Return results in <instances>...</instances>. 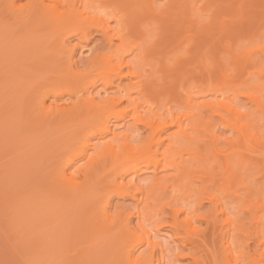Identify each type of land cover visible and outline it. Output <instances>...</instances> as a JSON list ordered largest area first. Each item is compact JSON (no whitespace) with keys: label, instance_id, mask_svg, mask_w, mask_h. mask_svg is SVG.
<instances>
[{"label":"bare ground","instance_id":"obj_1","mask_svg":"<svg viewBox=\"0 0 264 264\" xmlns=\"http://www.w3.org/2000/svg\"><path fill=\"white\" fill-rule=\"evenodd\" d=\"M53 1L55 4L49 6L45 4V0H31V5L24 10L25 14L24 11H22L23 14L16 12L20 18L19 23L24 25L26 32L16 39L9 34L11 36V40L7 38L9 42L5 38L6 35L9 36L7 29L2 30L5 35L3 39L6 41L0 40V43L3 42V45L8 47L0 46V50L3 49L2 53L5 55L3 58L0 57V61L2 59L4 61L2 64L8 65L11 60L10 66L17 65L15 58L19 57L15 53L20 48L18 52L21 53L22 48H25L28 51L24 49L26 54L23 60L20 59L18 60L20 63L18 61L17 63L26 67V61L28 68L46 71L37 78L28 77L29 73L26 75L23 73L25 76L22 75L20 78L21 75L16 73L17 79L15 80L14 73L13 78L9 77L13 80L8 82L11 83L10 90L6 89V86H4L6 88L2 87L3 84L0 86L1 89H6L3 91L0 89L1 94L5 92L2 94H5L4 96H0L4 98L0 100L7 102L4 104V101H1L0 103V119L5 118L6 120V117L2 116L3 112H5L4 116H7L6 111L8 113L7 109L11 108L9 110L11 111L10 124H7L9 121L1 120L0 125L4 124L3 122L6 123L4 128L3 125L1 126V131L7 130L6 125L14 126V123L20 122L22 125L18 123L19 126L27 128L26 130L31 133V136L29 135L31 140L34 136L36 138V140L33 138L34 141H38L36 144L33 140L25 138L26 142L30 141L31 145L34 144L32 147L30 144L27 146L30 151L25 148V151L23 149L22 151L26 152L27 158L31 153V157L36 155V160L38 159L37 162L32 157L37 166L34 167L36 163L31 164L35 168L32 169L34 172H31L29 176L25 175L30 179L29 182L33 184L34 181L36 182L32 190L36 193L34 192V196L31 193L34 201L30 198L31 202L28 203H31L29 204L30 209L37 206V209H32L36 210V215L33 213L34 216H31L32 219L40 217L37 218L39 221L36 219L37 221L34 220L35 223L31 224L34 226L45 221L43 222L45 225L41 222V226H36V229L35 226L32 227L31 230L37 234L40 233L36 235L32 234L33 231L28 233L30 224L25 228L26 225L23 226L21 223L23 231L27 233L21 231L18 234L30 235L26 239L24 236V240L29 241L30 244L32 242L37 244L35 248L39 246L38 248L42 250L40 246H44L43 243L45 244L44 250L46 246V249H52L53 251L50 249L47 251L56 255L55 262L51 261L54 264L67 257L63 254L65 252L59 253L58 257L56 253H53L54 250L69 249L73 244L85 239L87 240L85 253L79 252L81 256L84 253L82 258L78 253L73 260L69 259L71 262L67 260L63 263L71 264L74 261L72 264H78L76 261L79 260V264H82V261L83 264H114L117 258V264H154L153 253L156 246H161V243L156 239L158 235H153L152 231L158 233L159 229H148L145 223L153 216L154 202L160 200L158 194L170 189L174 193L172 201L178 206L180 204L179 199L175 198L176 195L186 199L192 195L193 191L197 193L198 201L207 203L208 211L201 214L199 220H194L195 210L182 207L171 209L172 214L169 221L163 223V226L174 230L180 244L177 248L180 251L187 250L181 258L187 257L189 264H264V193L260 190L256 191L251 183L246 182L249 177L248 171L241 170L249 168L251 160L253 161L252 152L264 146V142L259 139V125L255 123L253 112L244 107L245 104H248V107L254 104L260 111H264V95L261 94L264 84L260 87L259 84L252 83L254 72L251 69L252 53L247 51L242 55H237L233 52L231 43L226 42L225 47L232 72L227 76L221 68L217 74L226 81L223 84L211 81L188 83L186 65L196 63L198 66L199 64L204 66L205 60L215 61L209 47L202 40L197 39L195 33L207 32L215 28L217 23L219 25L223 23L217 20L219 19L218 13L216 14L218 18L214 15L206 19L204 24H199V16L204 14L210 16L203 6L205 0H163L158 10L155 7V0H65L63 3L62 0ZM13 2L14 0H9V7L13 5ZM64 3L67 4L65 8L60 6ZM240 7L241 5H238L236 9L240 11ZM82 12L94 13L90 18L97 20L95 25L107 41L105 47L103 46L105 51L97 53L89 61V71L93 72L91 76L89 73L82 74L73 70L74 63L72 64L69 58L72 48L66 45L69 36L76 33L79 34V39L86 36L85 28L75 29V27L65 26L68 20L77 19ZM105 13H107L106 18H104ZM150 14L159 15L163 21L165 20L168 24L170 21L171 26H174L170 31L167 26L160 27L156 23L158 38L152 42L146 40V32L149 28L144 26L142 28V25L146 23L145 18H149ZM109 20H113L114 26H110ZM153 21L156 22L155 19ZM182 32L187 34L182 37ZM51 35H55L52 40L49 39ZM17 39L20 40L19 42L22 41L21 44ZM184 41L186 45L182 47ZM16 43H19V46ZM165 49L169 51L162 54ZM5 51L11 54H5ZM172 52L173 54L174 52L181 53L173 58L172 63L175 69H170L165 60L172 59L170 57ZM7 56L10 59L7 60ZM26 59H30L31 62L28 63ZM62 65L65 66L61 67ZM12 66L9 71L12 70ZM23 67L21 70L24 69ZM8 68L10 67H7V70ZM1 69L3 68L0 65V75L1 73L6 75L7 72ZM15 69H18V66ZM258 73L261 74V71ZM123 79H127L128 82L122 84ZM3 80L6 82L5 79ZM116 80L118 82L115 85ZM98 83L103 86L105 96L96 99L91 95L90 89ZM180 91H184V95H181ZM208 96L209 98H206ZM200 98L201 100L198 101L197 99ZM48 99L51 100L52 105L46 104ZM57 100H62V104H55ZM207 115H210L214 122L221 126L222 132L227 131L229 137L216 136L214 129H210L211 126L209 128V121L205 120ZM214 117L217 119L215 120ZM123 118L130 119L135 130L141 126L147 131V136L143 141L138 142L139 138L131 135L128 131L130 127H127L120 135L113 133L110 138L105 139L110 131L111 119L123 120ZM168 129L173 130L166 133ZM37 133L40 134V138H44L39 141ZM163 133H166L165 138H161ZM49 135H53L51 136L53 140L49 138ZM91 138L103 141L93 143L90 142ZM13 141L16 140L13 139ZM21 141L23 142L24 139ZM76 143H78L77 148L74 147ZM12 147L11 151L16 150L14 149L16 147ZM31 148H37L34 149L36 152L34 153ZM39 149L44 152L41 153L42 150ZM47 154H50L48 164V160L45 162L48 159ZM20 159L16 160L21 161ZM82 160H84L82 165L70 171L73 164ZM44 162L48 169L46 168L47 171L43 170L42 173L43 168L41 167L44 166ZM29 163L32 162L29 160ZM22 164H20L21 169L24 167ZM4 170L6 169L2 172ZM142 171L153 173L147 187L138 183L133 188L132 179L124 181L127 174L136 176ZM159 172L167 174L158 176ZM3 174L5 175V172ZM25 180V183L29 184L26 178ZM6 181H11V179H6ZM194 181L199 182L198 189L190 186ZM23 182L21 188L26 189L24 187L26 184ZM2 190L5 189L2 188ZM13 193L12 196H14ZM28 194L29 192L26 196ZM8 195L6 198L5 195L2 196L5 201H1L2 197L0 200L5 205ZM113 195L122 199L129 197L134 200L136 202L135 213H110L109 205ZM9 196L11 198L9 201L13 204L10 207H14L16 196ZM22 198L19 199L23 201ZM232 200H238V207H241L243 215L249 218L247 226L232 216L228 207V203ZM167 205H170V202L163 203L157 213H161ZM29 206L28 208L24 206L28 209L27 211H30ZM24 207L21 210L25 213L27 211ZM17 208H14L16 213ZM134 214L140 233L130 223V217ZM181 214L184 217L180 219ZM12 217L11 215L10 218ZM25 217L22 219L24 220ZM16 220L13 221L17 225ZM202 220L207 226L205 230L199 231L195 222ZM11 221L9 222L13 223ZM13 228L15 230H11L12 233L18 227ZM53 228L56 230L54 231ZM44 229H47V232ZM41 232L46 235L53 233L54 242L51 240L52 234L51 237L48 234L51 242L44 243L45 236ZM15 234H12L13 237ZM18 234L15 239L18 237L20 241L23 238ZM32 236L35 237L34 240ZM6 239L10 247L13 241L8 243ZM15 239L14 242L17 241ZM24 240H21V244ZM15 243L11 245V250L13 248L18 255L16 246L21 245L19 243L15 245ZM142 246L151 249V253L147 256L134 255L136 249ZM123 248H126L125 251H122ZM40 249L37 253L42 252L46 255ZM0 251L3 249L0 248ZM60 254L64 255L63 258ZM177 255L176 253L175 260H177ZM2 259H7V256L3 255ZM2 259H0L1 264L11 262L6 260L2 263ZM37 259L36 263L41 261L40 257ZM51 262L47 264H52ZM162 264L169 263L162 261Z\"/></svg>","mask_w":264,"mask_h":264},{"label":"rangeland","instance_id":"obj_2","mask_svg":"<svg viewBox=\"0 0 264 264\" xmlns=\"http://www.w3.org/2000/svg\"><path fill=\"white\" fill-rule=\"evenodd\" d=\"M30 1L31 0H14L13 5L11 4L12 6L9 7V0H0V28H2L1 31L7 29L8 35L9 34L12 35V37L15 38V39L18 36L23 35L26 32L25 28H23L24 25H21V23H19L20 22V18H18V14H16V12L22 13V11H24L25 9H27L31 5ZM64 1L65 0H62L61 2L63 3ZM199 3L200 2H198V4ZM45 4L51 6V5H54L55 2L53 0H45ZM162 4H163V0H155V7H156L157 10L159 9L160 6H162ZM238 5H241L240 11H238L236 9L238 7ZM60 6L65 8V7H67V4L64 3V4L60 5ZM203 6H204L205 9L208 10V13H209L210 16H208L206 14H204L202 16H199L198 17L199 24H204V21L206 19H208L209 17L214 16V15H216L218 13H219V19H217V20H219V21L221 20L223 23L221 22L222 24H220V25L217 23L215 28H213V29H211V30H209L207 32L205 31V32H202V33L201 32L197 33V34L195 33L196 38L199 39V40H202L203 43L206 44V46L209 47V51L212 52L213 56L215 57V61L205 60L204 61V66L206 65V68H204L203 65L200 66L201 64H199V66H198L196 63H191V64L186 65L185 66V70H187L186 72H187V76H188V83H190V82L211 81L213 83L223 84L226 80L223 79V77L218 76L217 74L220 72L221 68L224 69L225 74L227 76L230 75V73L232 72V66L230 65V61L228 59L227 51H226V47H225V45H226L225 43L229 42L232 45L231 47H232L233 52L235 54H237V55H242V53L247 52V51L252 53V55H251V60H252L251 69H252V71H254L253 72L252 83L253 84H259L260 87H263V84H264V1L263 0H205V3L203 4ZM106 11H108V9H106ZM83 12L79 15V17L77 19L68 20L67 23H65V26H67V27H75V29L85 28L86 29V36L84 38H82V39H79V34L78 33H76V34H74L72 36H69L67 38L66 45H67L68 48H72L71 53H69V55H70L69 58L71 60V63L72 64L74 63L73 64V70L78 72V73H82V74L89 73L90 76H91V74H93V72L89 71L90 70L89 61L97 53L105 51L104 50V47H105L104 45L107 44V41L104 38V36L102 35L101 30L99 28H97V26L95 25L97 20L90 18L94 13L93 12L83 13ZM24 14H25V11H24ZM150 16H149V18L148 17L145 18V22L146 23H144L142 25V28H143V26L145 28H149V30H147V32H146L147 33L146 34V40H148L149 42L157 40V38H158V36H157L158 28L155 27L156 23L159 24L160 27L161 26L162 27L163 26L164 27L167 26V29L172 31V28L174 26H171L170 21H169V24H168V22H165V20L163 21L162 18L159 17V15L150 14ZM106 17H107V13H105V15H104V18H106ZM216 18H218L217 15H216ZM154 19L156 20L155 23L153 21ZM109 23H110V26H114L113 20H109ZM140 27H141V25H140ZM3 33H4L3 31H2V33L0 32V35L2 37V38L0 37L1 41L5 40V39H3L4 36H5ZM186 34L187 33H185V32L181 33L182 37H184ZM10 35L8 37L6 35V37H5L6 40H8V39L11 40V38H10L11 36ZM54 36L55 35H51V37H49V39L52 40L54 38ZM10 40H8V41L10 42ZM17 40H18V42L20 41L19 39H17ZM21 42H19V43L21 44ZM19 43H16V44L19 46ZM0 44H2V45H0L1 47L4 46L3 42L0 43ZM185 45H186V42L182 44V47L185 46ZM4 47H6V45ZM6 48H8V47H6ZM16 49H18V47H16ZM20 49H18V51ZM24 49L22 48L24 53L22 51H21V53L18 52L17 50H16L17 52L15 51L16 52L15 54H17V56L19 57V58H15V59H17V61L20 60V59L23 60V56L28 51L27 49H25L26 50V52H25ZM2 50L3 49L0 50V52H1L0 57L1 58H3V56H5V55H3L2 52H4V51H2ZM9 50L11 51L10 48H9ZM165 51L168 52L169 50L165 49L162 52V54ZM12 52L14 53V50H12ZM180 52H178V54ZM7 53H10V52H6L5 51V54H7ZM174 53L175 54H173V52H172V56H170L172 59H170V60L165 59L167 65L170 67V69H175V66L173 65L172 62H173V58H175L176 55H178V54L176 52H174ZM64 55L66 56L65 53H64ZM64 55L62 54V57H64ZM67 55H68V53H67ZM12 56H13V54H12ZM20 56H22V57H20ZM8 58H9V56H7V60H8ZM4 60H6V59H4ZM26 60H28L27 61L28 63L31 62L30 59H26ZM12 61H14V59H12ZM17 61H15V64H17L15 66L12 64L14 62L11 63L14 67L11 65L12 66V70H10V71H9V69H11V66H10L11 60H10V62H8V65L7 64L5 65L4 63L2 64V62H4L3 59H2V61H0L1 68H3V69H1V71L5 70L7 72L6 75L1 73V75H4V76L0 75V77H1L0 78V82H2V83H0V86L3 84L2 87L6 86L7 88L6 87H4V88L10 90L11 83H8V82L13 81V80H11V78H9V77L12 76V78H13L14 73H15V75H14V77H15L14 80H15V79H17V77H16L17 74L19 76L21 75L20 78H22V75L25 76L27 73H29L27 75L28 77L29 76L30 77L34 76V77L37 78V77L42 76L46 72V71L44 72L43 69L41 71H39V70L37 71L36 69H34L32 67L28 68L27 64H26V61H25L26 67H23V65L22 66L19 65L17 63ZM5 62L7 63V61H5ZM18 62L20 63V61H18ZM6 66L10 67V68H8V70H7ZM17 66H18V69H15V67L17 68ZM64 66L65 65H62L61 67H64ZM22 67L24 69L21 70ZM11 71H13V72H11ZM260 71H261V74L258 73ZM6 72H4V73H6ZM6 78H8V80ZM3 79H5L6 82ZM117 82H118L117 80L114 81V84L116 85ZM127 82H128L127 79H123L122 80V84H125ZM4 83L5 84L7 83V85H5ZM115 85H113V86H115ZM4 88L1 89V87H0V89L2 91L6 90ZM112 89H114V88L112 87ZM1 90H0V96H4L5 94L4 95H2V94L5 93V92H3L1 94ZM109 90H111V89H109ZM90 92H91V95L94 96L96 99H99V98L105 96V92H104L103 86L100 83H98L94 87H92L90 89ZM180 94L184 95V91H180ZM261 94L264 95V90H261ZM2 98H4V97H1L0 99H2ZM206 98H209V96L206 97ZM197 100L199 101V100H201V98L197 99ZM1 101L2 100H0V103H1ZM3 101H4V104L7 103V102L5 103V100H3ZM62 102H63L62 100H57L55 104H62ZM46 104L47 105H52L51 104V100L48 99L46 101ZM244 107H246L249 111L253 112V117H254L255 123H257L259 125V127H258V132H259V136H260L259 139H260V141L264 142V111H260L259 108L256 105H254V104L251 105L250 107H248V104H245ZM5 109H7V108H5ZM5 109H3V110H5ZM10 109L11 108L7 109L8 113L5 110L7 116H4L5 112H3L2 116L6 117V120H5V118H1L0 121L1 120L2 121L4 120L5 122L9 121V122H7V124H10V121H11V118H9V115L11 116V114H10L11 111L9 112ZM214 118H215V120L217 119L216 117H214ZM205 120L209 121V128L211 126L210 129H214L213 132H214V134L216 136H220L221 138L229 137V133L227 131L222 132L220 130L221 126L219 124H216L214 122V119L210 115H207L205 117ZM5 122H3L4 124H2L3 128L5 127L4 126L6 124ZM18 123L20 125H22L20 122H18ZM18 123L17 122L14 123V126L11 124L12 127H9L11 125H9V126L6 125L7 126L6 127L7 130L5 129V131H4V129L1 131V129H2L1 126L2 125H0V132H1L0 133V150H1L0 152H2V153H0V175L2 177V178L0 177V179H1L0 181H1V183L5 184V185H3V184L1 185V183H0V193L4 192L5 194L3 193V195H5L4 197L6 198L7 194L12 196V193L15 191L13 194H14V196H16L15 197L16 200H14L15 201V203H14L15 206L14 207H10V206H13V204H11L12 202H10L11 201L10 200L11 199L10 196L8 195V198L6 199L8 201L10 200L9 201L10 203H8V201H7V204L5 205V204H3L1 202L3 200L5 201L4 197H2L3 196L2 194L0 195V200H1V197H2V200L0 201V203L3 204V205L0 204L1 205L0 206V209H1L0 210V228H1V231H0V248H1V250L3 249V251H0V255L2 256L0 259H2L3 255H5V256H7V259H5V260L2 259V263L4 261L6 262V260H9V262L11 261L10 264H47V263L53 261L54 257H56L55 254L54 255L52 253L50 254V252L53 251L52 249L47 248V249L51 250V251L49 250L50 252H48L47 249H46V247H47L46 246L45 250H44L43 248H44L45 244H43V243H42V245H44V246H40V247H42V250L40 248H38L39 246L38 247L36 246L37 248H35V245H37V244L32 242L31 238H33V240L35 238L33 236L30 238V240L32 242L31 244H33L32 245L33 247H31V244L29 243V241L25 242V240H24V236H25V239L30 237V235L28 236V234L27 235L26 234L25 235L20 234L22 236V238H23L21 240H24V241H22V243L24 244V242H25L24 247L26 249L25 248L23 249V244H21V240L20 241L18 240L19 239L18 237H17V239H15L16 234H18V232L23 231V229H24V228L21 227V223H22L23 226L26 225L25 228H27L29 224L31 225L29 227L30 230L28 231V233L30 231L31 232L33 231V230H31L32 227L35 226L34 228L36 229V226L37 227L41 226V222H42V224H43V222L45 223V221H41L38 224H35L34 226L32 225V224L35 223V221H37L39 219L40 216L37 217L38 219L36 218L37 220L35 218L32 219L31 216L33 215V213H34V215H36L35 214L36 210L35 211H33V210L37 209V206L34 207V208L32 207V209H33L32 210V209H30L31 207L29 206V204H31V203H28L30 201V198H31V200L33 199L32 195L34 196V192L35 191L33 192L32 190H34L33 187L36 185V182L34 181V184H33V182H29L30 179H28L27 177L29 176V174H32L34 172V170H32V169H35V168H33V166H31V164L34 165V163H36V161L38 162V159L36 160V158H37L36 155L32 156L36 160V161H34L33 158L31 157V155H32L31 153L28 154V155H30V156H28V158L30 157L31 159L30 158L28 159L26 157V155H27L26 152L24 153V151H25L24 148L27 151H30V149H28L29 147H27V146H29V144H30L29 142L30 141H32V140L34 141V139L36 140V138L33 136L32 140H31V137H30L31 133H29L28 130H26L27 128L19 126ZM8 127H9V129H8ZM21 127L23 129L25 128V130L22 131ZM127 127H130L128 131L131 132L132 136H136V137L139 138L138 142L143 141V139L147 136V131L143 130L141 126H138V129L135 130V127L133 126L132 121L130 119H128V118H123V120L122 119H119V120L111 119V123L109 125V130L110 131L106 134L105 139L110 138L113 133H117L119 135L124 133ZM11 128H12V130H11ZM172 130L173 129H168L166 131V133H169ZM8 131L10 133L9 135L7 133ZM30 132H32V131L30 130ZM32 133L35 134L34 132H32ZM166 133H163L161 138H165ZM5 135H7L6 136L7 139H6ZM37 135H38V133H37ZM25 136H27L28 138L25 137ZM38 136L37 137H38L39 141H40V139L44 138V137L40 138V134ZM46 136L48 137V135H46ZM51 136H53V135H51ZM51 136L49 135V138H51ZM11 138H12V140L10 141ZM25 138L27 140H30V141L26 142ZM13 139L16 140V141H13ZM21 139H24V141L22 142ZM51 140H53V139L51 138ZM102 141L103 140H99L97 138H91L90 142L99 143V142H102ZM14 142H16L18 145L15 144ZM24 142H26V143H24ZM36 142L38 143V141H36ZM36 142L34 141V143H36ZM9 143L12 144L13 147ZM33 144L32 145L30 144L31 147L33 146ZM5 145H7V146H5ZM16 145H17V147H16ZM19 145L20 146L22 145V146L19 147ZM77 146H78V143H76L74 145V147H76V148H77ZM8 147L10 149V150L8 149L9 151L7 150ZM11 147L12 148L16 147V148H14L16 150L13 151V149H12V151H11ZM40 147L41 146H39V148ZM22 149L24 151H22ZM34 149L35 148H33L32 151L35 153L36 151H34ZM39 150H42V149H39ZM3 151H5V152H3ZM254 151L255 152H252L253 154L251 155V157L253 158V161L251 160V164L249 166L250 169L248 168V169H241V170H245V172L248 171L249 177L246 176L248 178V179H246V182L251 183L253 185V188L256 191L260 190V191H262L264 193V146L259 147V149L256 148ZM20 152H23V153H20ZM42 152H44V150H42L41 153ZM36 154H38V152ZM47 155H48V159H46L45 162H47V160H48V162H47V164H48L50 162L49 161V155L50 154H47ZM11 157L14 160V162H13L12 159H10ZM20 158H22V159H20ZM16 159H18V160L20 159L21 161H18ZM25 159L27 160V162H26ZM29 160L32 163L28 164ZM10 161H12L13 164ZM19 162H21L20 164L23 163L22 164L24 166L23 169L20 168L21 165L18 164ZM39 162H40V160H39ZM45 162H44V166L42 165V167H41V168H43V169H41V172L43 170L47 171V169H48L46 167ZM83 162H84V160L77 161L75 164H73L71 166L70 171L73 170L78 165H82ZM17 164L19 166H17ZM13 165L14 166L16 165V168H14ZM11 166H12V168H11ZM36 166H37V163H36V165L34 167H36ZM25 168H29V169H26L28 171H26ZM3 169H6V170H4L5 175L3 174L4 172H2ZM7 170H8V172H7ZM15 170H17V172ZM22 170H23V172H21ZM29 170H31V171H29ZM11 171H15V172H12L13 173L12 174ZM25 171H26V173H25ZM7 173L8 174L11 173V174L8 175ZM14 173H16V174L14 175ZM26 174H28V176L25 177ZM166 174H167L166 172H159L158 176H166ZM152 175H153V173L151 171H142V172H139L136 176H132L131 174H127L124 177V181L126 182V181H129L130 179H132L133 180V182H132L133 188H135L137 186L136 184H138V183H142L143 187H147L148 183H150V178H152ZM246 175H247V173H246ZM7 176H8V178H7ZM3 177H6V178H3ZM10 177H12V178H10ZM13 177H14V179H13ZM23 178H24V180H23ZM25 178L27 179V182L29 184L25 183V181H26ZM6 179L7 180L11 179V181H6ZM18 179H20V180H18ZM21 180H22V182L24 181L23 183L26 184V186L24 185V187H26V189L25 188H21L23 186L22 182H20ZM7 182H9V185H7ZM14 182H16V183H14ZM31 184H33V186ZM198 184H199L198 181H194L192 184H190V186L194 187L195 189H198L199 188ZM28 185H31V186H29V188H28L27 187ZM11 186H12V188H11ZM30 187L32 189H30ZM2 188L5 189V190L3 191ZM21 189H23V191H21ZM18 190L21 191L23 194L21 192H19ZM25 191L29 192V194H28L29 196L28 195L26 196V194L28 192H25ZM6 192H7V194H6ZM31 193H33V194L31 195ZM191 193H192V195L186 197V199H182V196L176 195L175 198L179 199V204H180L178 206H176L173 203V201H172V197H173L174 193H172L170 191V189H168L165 192H161V193L158 194V197L160 198V200H156L154 202V208H153L154 213H153V216L149 219V221H147L145 223V226L148 229L149 228L159 229L158 233L155 232V231H152L153 235H156V234L158 235V237L156 239L159 240L160 243H161V246H156L155 252L153 253V262H154V264H162V261L164 263H169V264H189V259L187 257L181 258V255L185 254L187 252V250L180 251L177 248V246H180V244H179V241L176 239L177 237L174 234V230H172L168 226H163V223L165 221H169V219L171 217V214H172L171 209H176V208L182 207V208H187V209L189 208L190 210H195V213H194V216H193L194 220H199L200 219V215L204 214L205 212L208 211L207 203H205L204 201H198L197 193H194L193 191ZM18 195H19L20 199L23 197L22 198L23 201H21L19 198H17ZM14 196H12V197H14ZM13 199H12V201H13ZM17 199H19V200L17 201ZM32 201H34V200H32ZM16 202H18V203L20 202V204H16ZM165 202H170V205L165 206L161 213H157L158 209ZM9 204H11V205H9ZM24 204H26V205H24ZM135 204H136V202L134 200H132L131 198H129V197H126V198L122 199L120 197H117V196L113 195L112 198H111V201H110V205H109V212L110 213H114V214H118V213H135V211H136ZM18 205H20V206H18ZM21 205H22V207H21ZM16 206H18V208ZM24 206L26 208H28L27 206H29L30 211H27L28 209H26ZM1 207H3V208H1ZM7 207H8L9 210L7 209ZM19 207H21V208L24 207V210L27 211V212L24 213V211L21 210V208L19 209ZM228 207L230 208L231 214H232V216L234 218H238L240 220L241 224H243L244 226L248 225L249 218L247 216L243 215V212H242L243 209H241V207H238V200L230 201L228 203ZM11 208L13 210H11ZM14 208H17V213L15 211L16 209L14 210ZM40 209H41V207H40ZM6 210H7V213H6ZM10 210L13 212V214H11L12 212H10ZM1 211L2 212L4 211L3 214H2ZM21 213H23L27 217L23 216ZM14 214H15V216H14ZM18 214H20L22 216L20 217V215H18ZM6 215L8 216V218H6L7 217ZM11 215L13 216L12 218H10ZM28 216H29V218H28ZM18 217L21 218V219L19 220ZM23 217H25L24 220L22 219ZM182 217H184V215L181 214L180 215V219ZM17 218H18V220H16ZM25 219H26V221H25ZM41 219H42V217L40 218V220ZM10 220H12V221L16 220L20 225L17 223V225H19V226H17L16 224H14V221H13V223H10L9 222ZM5 221H7V222L5 223ZM8 223H9V225H8ZM54 223L56 225V222H54ZM130 223H131L132 226H134L139 231V233L141 232L138 229L137 219L135 217V214L130 217ZM11 225H13V227H15V228L18 227L19 230H17L18 229L17 228L16 231H14V233H12L13 231L11 232V230H15V229ZM43 225H45V224H43ZM195 226L197 227V229L199 231H202V230L206 229L207 225H206L205 221L202 220V221H196L195 222ZM43 227H45V226H43ZM57 227H59V225ZM207 228H209V227H207ZM47 229L46 230L44 229V230L47 232ZM25 230H27V229H25ZM41 230H43V229L41 228ZM50 230H51V228H50ZM53 230L55 231L56 228L55 229L53 228ZM54 231H52V232L55 233ZM1 232H3V233H1ZM15 232H16V234H15ZM23 233H27V231H23ZM53 233H51L52 234V239H51L52 242H54V240H53V235L54 234ZM12 234L13 235L15 234V236L13 237ZM32 234L39 235L40 233L37 234L35 231H33ZM43 234L44 233H42V235ZM48 234L51 237V234L50 233H48ZM47 235L46 234L43 235V236L46 237V239H45V237L43 239L44 243H47V242L50 243L51 242V241H49L50 237L47 236ZM36 237H39V236H36ZM5 238H7L6 240H8V243H11L13 241L12 244H10V247H9V244H7V242L5 241ZM14 239L18 241V242L15 241L16 243H19L21 245V246H18V247L16 246V248H17L16 251L19 252V253L17 252L19 256L16 254V252L13 251V248L11 250V245H13L15 243ZM47 239H48V241H47ZM45 240H46V242H45ZM16 243H15V245H16ZM86 245H87V240L85 239V240L79 241L78 243L73 244L69 249L63 250V249L60 248L61 250H54L53 253H56L57 256L61 252H65L63 254H66L65 256H67L64 260L61 259L60 260L61 262L59 261L56 264H65V263H63L64 261H67L69 259L73 260V258H75V256L77 257V254L80 251L84 252V249L87 248ZM49 246H51V244H49ZM28 249H29V251H27ZM38 249H40V251L45 252L46 255H44L42 252L37 253ZM125 249L126 248H123L122 251H125ZM47 253H49L48 256H47ZM150 253H151V249L145 248L144 246H142V247H138L136 249V251L134 252V255L147 256ZM176 253L178 254L177 255V260H175ZM83 254H82V256H83ZM61 256L63 258L64 255H61ZM79 256L82 258L80 253H79ZM38 257L41 258L40 259L41 261H38L36 263V260H38L37 259ZM23 259H25V260H23ZM57 259L59 260L60 258H57ZM81 261H82V259H81ZM114 261H115L114 264H117V262H118L117 258H115ZM54 262H55V260H54ZM69 262H71V261L69 260ZM77 262L79 264V260L76 261V263ZM83 263L84 262L82 261V264ZM0 264H1V262H0ZM6 264H7V262H6ZM52 264H54V263H52Z\"/></svg>","mask_w":264,"mask_h":264}]
</instances>
